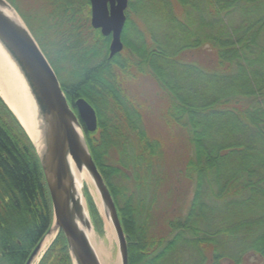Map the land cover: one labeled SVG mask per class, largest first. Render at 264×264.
Returning <instances> with one entry per match:
<instances>
[{
	"label": "trees",
	"instance_id": "trees-1",
	"mask_svg": "<svg viewBox=\"0 0 264 264\" xmlns=\"http://www.w3.org/2000/svg\"><path fill=\"white\" fill-rule=\"evenodd\" d=\"M7 1L27 24L21 8L46 13L52 41L35 40L56 76L66 61L77 68L60 85L69 104L83 98L95 110L84 136L128 264H264V0H156L172 36L138 32L133 42L139 0H128L123 49L111 58L89 0ZM146 80L157 110L132 88ZM153 113L163 132L149 128ZM51 222L34 148L0 97V264H25ZM37 264H71L62 233Z\"/></svg>",
	"mask_w": 264,
	"mask_h": 264
},
{
	"label": "water",
	"instance_id": "water-1",
	"mask_svg": "<svg viewBox=\"0 0 264 264\" xmlns=\"http://www.w3.org/2000/svg\"><path fill=\"white\" fill-rule=\"evenodd\" d=\"M89 4L91 27L98 29L102 36L110 37L108 57L111 58L123 49L121 34L128 0H89ZM0 52L13 67L26 93L31 133L10 111L34 148L52 209L51 225L25 264L34 263L45 240L54 232L52 241L62 233L71 264H105L93 246V226L85 187L83 182L76 181L74 170L85 172L95 189L98 212L115 237L116 264H128L127 242L117 207L84 136V129L94 132L97 128L95 110L83 98L68 103L48 59L7 0H0Z\"/></svg>",
	"mask_w": 264,
	"mask_h": 264
},
{
	"label": "rangeland",
	"instance_id": "rangeland-1",
	"mask_svg": "<svg viewBox=\"0 0 264 264\" xmlns=\"http://www.w3.org/2000/svg\"><path fill=\"white\" fill-rule=\"evenodd\" d=\"M31 3L33 2L31 1ZM132 7L133 8L131 9L130 12V18L132 19V21H131V26L128 29V36L132 40V42L134 41L135 35L138 32L155 35L157 39L162 41L172 36L173 32L171 30L170 24L168 23V19L163 18V16H160L159 14V10H161L159 1L156 2V0H139L134 2ZM21 9L24 14H27L29 16V20H28L29 24L27 23L25 24L29 28L30 32L32 31V35L34 36V38L37 37L43 42H48V39L52 41V39L49 37L50 36L49 30L47 28L46 13L38 7L33 9V11L30 13H28L26 9L23 8ZM127 11H128V7L125 11L126 15L128 13ZM49 49H51L50 51H52L53 49H55V47L54 48L50 47ZM51 64H53L52 60H51ZM76 71L77 68L68 61H66L64 64L61 65L59 75H57V79L59 83H61L62 81L73 80L74 79L73 74H75ZM132 88L136 92H140L142 90L145 91L146 94L151 95V97H153L154 100L152 103V108L157 110L159 102L157 101L155 92L158 94V91L153 89V86L151 85V82L149 80L141 81L137 84H134L132 85ZM153 95L155 96V99ZM147 123L151 131L158 133H160V131L163 132V130H161V128L156 123L154 113L149 116V118L147 119ZM83 184L86 189L85 198L93 226L92 241L95 246L99 245L104 248V251L106 253L103 257L106 256L104 259H106L108 263L116 264L118 263V255H117L116 241L113 232L108 226V224L105 222V220L102 221V228H101L100 224L97 221L96 215L91 210L90 201L87 194L91 196L93 202L95 203L96 207L99 210L98 207L99 200L92 183L89 180V185L94 194L90 193L89 187L85 185V183ZM157 264H175V263L171 258H168L162 261L161 263L158 262Z\"/></svg>",
	"mask_w": 264,
	"mask_h": 264
},
{
	"label": "bare ground",
	"instance_id": "bare-ground-1",
	"mask_svg": "<svg viewBox=\"0 0 264 264\" xmlns=\"http://www.w3.org/2000/svg\"><path fill=\"white\" fill-rule=\"evenodd\" d=\"M0 97L7 104L10 110L15 114V116L19 119V121L26 129V131L28 133H31L32 125H31V118L28 108L29 104L25 90L23 88L21 80L15 73L11 64L2 54V52H0ZM74 177L77 182L85 183V185L89 187L90 193H93L89 185V179L86 176L85 172L83 171L78 172L74 170ZM54 236H55V232L52 233V235L45 240L43 247L33 264H37L40 256L48 247ZM94 248L96 250L98 257L102 262H104L105 264H111L108 263L106 259H104L106 256L103 257L106 253L103 247L96 245L94 246Z\"/></svg>",
	"mask_w": 264,
	"mask_h": 264
}]
</instances>
